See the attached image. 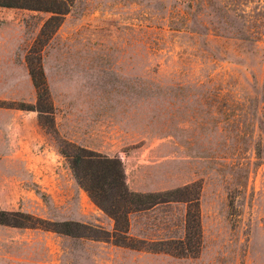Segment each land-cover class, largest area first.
<instances>
[{
    "label": "rangeland",
    "instance_id": "rangeland-1",
    "mask_svg": "<svg viewBox=\"0 0 264 264\" xmlns=\"http://www.w3.org/2000/svg\"><path fill=\"white\" fill-rule=\"evenodd\" d=\"M55 5L67 12L27 57L37 66L40 56L52 114L37 113L38 121L73 182L52 195L18 161L0 160V210L49 222L83 219L110 231L109 218L60 152L72 150L54 126L61 113L74 132L83 127L99 135L94 145L110 149L114 140V154L133 167L134 182L159 191L181 188L176 199L197 192L201 243L193 257L150 250L158 247L153 242L184 235L186 204L160 202L134 219L132 235L126 232L137 249L0 224V264H264V0ZM18 11L30 40L25 59L52 13ZM35 99L34 93L33 102L0 100V106ZM10 175L23 181L24 191L4 181Z\"/></svg>",
    "mask_w": 264,
    "mask_h": 264
},
{
    "label": "trees",
    "instance_id": "trees-1",
    "mask_svg": "<svg viewBox=\"0 0 264 264\" xmlns=\"http://www.w3.org/2000/svg\"><path fill=\"white\" fill-rule=\"evenodd\" d=\"M57 2L62 4V0H0V7L23 8L52 13L41 25L32 41L33 44H31L25 56L28 74L35 89V102L34 104L20 102L15 105L16 108L21 110H36L39 116L43 112L49 115L52 114V107L40 64V56L38 54L36 57L37 66L32 65V61L27 56L31 50L32 52L40 51L41 47L57 28V18L67 12L66 8L56 6L55 3ZM48 127L54 132L52 118ZM65 145L66 147H71L72 150L69 153L60 152L63 156L70 159L73 177L88 194L92 202L113 220L112 230L106 231L100 227H91L73 221L49 222L24 212H9L5 210H0V224H8L15 227L41 226L44 229L50 228V230L59 234L101 240L111 242L114 245L137 249L130 242L132 240L126 235L128 228L127 215L131 212L146 210L160 202L181 201L187 206L184 215L183 237L176 240L153 242L158 247H150L149 249L154 252L163 251L178 257L195 256L201 243L197 192H194L191 198L184 196L176 199L173 197V193L180 191L181 188L145 193L129 191L124 183L119 159L116 157L109 158L70 142H66ZM191 185L195 184L192 183ZM182 190L186 191L187 187L184 186Z\"/></svg>",
    "mask_w": 264,
    "mask_h": 264
},
{
    "label": "crops",
    "instance_id": "crops-1",
    "mask_svg": "<svg viewBox=\"0 0 264 264\" xmlns=\"http://www.w3.org/2000/svg\"><path fill=\"white\" fill-rule=\"evenodd\" d=\"M28 41L30 40L27 38L22 14L18 8L0 7V100L34 101L35 89L24 59V47ZM53 119L58 135L66 141L107 157L120 159L124 181L130 191L141 193L159 191L132 180L133 167L126 162L122 153L114 154V140H110L112 142L110 149H104L94 145L97 138H100L96 133L88 129L83 130V127H80L79 133L74 132L68 117H63L61 113L54 114ZM52 140L39 124L36 111L0 106V160L18 161L24 171L30 173L31 180L45 185L52 195H60L71 186L73 181L64 158L56 152ZM16 177V175H10L4 181L24 191L21 188L23 181ZM91 205L96 208L94 211L104 214L92 202H90ZM153 207L155 206L150 209ZM150 209L131 212L127 215L129 235H132L134 219ZM107 217L110 220L111 231L113 220ZM75 221L85 222L83 219H75Z\"/></svg>",
    "mask_w": 264,
    "mask_h": 264
}]
</instances>
